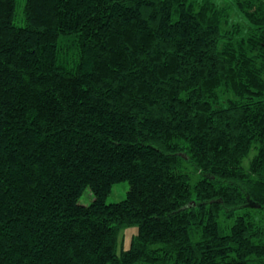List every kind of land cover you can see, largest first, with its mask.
Here are the masks:
<instances>
[{
	"label": "trees",
	"instance_id": "1",
	"mask_svg": "<svg viewBox=\"0 0 264 264\" xmlns=\"http://www.w3.org/2000/svg\"><path fill=\"white\" fill-rule=\"evenodd\" d=\"M16 11L0 0V264H264V0Z\"/></svg>",
	"mask_w": 264,
	"mask_h": 264
},
{
	"label": "rangeland",
	"instance_id": "2",
	"mask_svg": "<svg viewBox=\"0 0 264 264\" xmlns=\"http://www.w3.org/2000/svg\"><path fill=\"white\" fill-rule=\"evenodd\" d=\"M25 1L26 0H17V22L19 24H23L24 23V6H25ZM218 4L220 5H224L227 3H231V0H215ZM233 22H238V21H242L243 22V16L242 14L237 11L236 8H234V10L232 11V17H231ZM256 150H252L250 156H252L255 153ZM130 188V184L128 181H120L117 182L113 185L112 190L107 198L108 202H117L120 201L122 199H124L127 195V192ZM93 199V195L91 190L88 188L82 195L81 197V202L82 203H89L91 202ZM137 231V227H131V228H127L123 231L122 236H121V243H123V245L125 247H128L130 244V240L132 238V236L136 233Z\"/></svg>",
	"mask_w": 264,
	"mask_h": 264
}]
</instances>
